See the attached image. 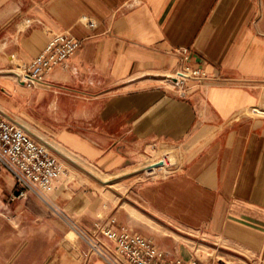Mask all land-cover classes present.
<instances>
[{
    "label": "crops",
    "instance_id": "1",
    "mask_svg": "<svg viewBox=\"0 0 264 264\" xmlns=\"http://www.w3.org/2000/svg\"><path fill=\"white\" fill-rule=\"evenodd\" d=\"M62 31L79 49L42 84L18 83L12 70ZM185 65L220 79L182 93ZM0 93V111L63 164L26 201L0 171V218L29 240L0 264H109L84 259L80 233L116 245L97 223L165 261L264 264V116L248 110L264 105V0H0ZM165 149L174 171L135 172Z\"/></svg>",
    "mask_w": 264,
    "mask_h": 264
},
{
    "label": "built area",
    "instance_id": "2",
    "mask_svg": "<svg viewBox=\"0 0 264 264\" xmlns=\"http://www.w3.org/2000/svg\"><path fill=\"white\" fill-rule=\"evenodd\" d=\"M82 43L83 40L68 31L55 34L31 65L18 64L12 70L17 82L27 87L42 84L46 75L71 57ZM172 78L182 93L190 81L198 84L208 79H220L216 75H209L203 68L189 65L176 70ZM252 112L264 116L259 113L258 106H254ZM149 165H157L149 171L146 170L149 177H163L176 169L170 162L168 153L164 154L160 161ZM2 169L8 170L15 177L17 186H20L16 196L21 198L26 197L27 191L41 195L40 189L50 186L61 175L63 164L47 144L0 111V171ZM96 231L113 239L116 245L111 247L95 237L80 233L88 247L84 257L86 262L92 257H101L109 264H215L201 259L181 257L165 261L164 253L156 245L131 230L117 231L97 223Z\"/></svg>",
    "mask_w": 264,
    "mask_h": 264
},
{
    "label": "rangeland",
    "instance_id": "3",
    "mask_svg": "<svg viewBox=\"0 0 264 264\" xmlns=\"http://www.w3.org/2000/svg\"><path fill=\"white\" fill-rule=\"evenodd\" d=\"M2 96L3 95L0 93L1 100L3 98ZM0 102L2 104V101H0ZM260 106L264 107L263 104H261ZM174 151H175L174 149H171L168 152L166 151V153L169 154V159H170V162L172 164L178 162V161H176L173 158ZM171 152H172V156H171ZM100 176L103 177V178H108L106 175H100ZM114 187H116L117 190L121 189V185H119V184L118 185L116 184ZM31 194L35 195V196L39 195V194L34 193L32 191H27L26 197L24 196V197H21V198L26 201V199H28L29 195H31ZM44 213L45 214H47V213L52 214V210H44ZM28 229H31L32 231H34L35 227L31 226V227H28ZM46 240H47V236L45 234L44 235V243L46 242ZM28 243H29V240L27 238V234L24 235V236L22 235V238H21V235L19 234V226L18 225L16 226L15 223L11 222L7 218H4V217L0 218V248H1L0 255H1L2 258L10 257L13 260V259H16V258L20 257V254H19V251H18V248H19L18 246L20 244L27 245ZM205 254H203V255H205ZM84 257H85V254H84ZM208 261L213 262V260H208ZM215 264H216V262H215Z\"/></svg>",
    "mask_w": 264,
    "mask_h": 264
},
{
    "label": "bare ground",
    "instance_id": "4",
    "mask_svg": "<svg viewBox=\"0 0 264 264\" xmlns=\"http://www.w3.org/2000/svg\"><path fill=\"white\" fill-rule=\"evenodd\" d=\"M253 109V107L252 108H250V109H248L249 111H251ZM258 110H259V113H261V114H264V107H261L260 105H258ZM45 141V140H44ZM45 143L47 144V142L45 141ZM48 145V144H47ZM48 147H49V145H48ZM50 148V147H49ZM51 149V148H50ZM52 150V149H51ZM53 151V150H52ZM168 152L169 150L168 149H165V151H163V152ZM163 152H160L155 158H153V159H151L150 160V162L149 163H155L156 161H160V159H163V156H164V154H163ZM170 153V152H169ZM169 155V154H168ZM171 156H172V152H171ZM173 158L175 159V160H177L178 159V155H176L175 154V152L173 153ZM167 169V168H166Z\"/></svg>",
    "mask_w": 264,
    "mask_h": 264
},
{
    "label": "water",
    "instance_id": "5",
    "mask_svg": "<svg viewBox=\"0 0 264 264\" xmlns=\"http://www.w3.org/2000/svg\"><path fill=\"white\" fill-rule=\"evenodd\" d=\"M71 161H73L75 164H77L78 166H80V167H82L83 169H85L83 166H81L80 164H78L77 162H75L74 160H72L71 159ZM155 166H157V165H149L148 164V166H145V167H142L141 169H139V170H137V171H135V172H142V171H145V170H148L149 171V169H151V168H153V167H155ZM86 170V169H85ZM94 175V174H93ZM95 176V175H94ZM97 177V176H96ZM98 178V177H97ZM98 179H100V178H98ZM103 182H106V181H103Z\"/></svg>",
    "mask_w": 264,
    "mask_h": 264
}]
</instances>
